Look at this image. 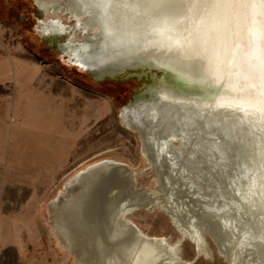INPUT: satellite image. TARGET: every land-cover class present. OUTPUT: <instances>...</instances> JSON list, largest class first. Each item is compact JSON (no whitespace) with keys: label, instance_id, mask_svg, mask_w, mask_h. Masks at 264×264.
I'll list each match as a JSON object with an SVG mask.
<instances>
[{"label":"bare ground","instance_id":"obj_1","mask_svg":"<svg viewBox=\"0 0 264 264\" xmlns=\"http://www.w3.org/2000/svg\"><path fill=\"white\" fill-rule=\"evenodd\" d=\"M31 1L39 34L73 65L93 79L142 80L120 121L140 134L156 188L139 187L138 173L112 159L70 177L49 211L76 264H192L179 241L130 219L139 209L165 213L200 254H209L205 231L227 264L264 260V0H223L175 26L135 0ZM177 163L184 181L164 190L160 175L171 179Z\"/></svg>","mask_w":264,"mask_h":264},{"label":"rangeland","instance_id":"obj_2","mask_svg":"<svg viewBox=\"0 0 264 264\" xmlns=\"http://www.w3.org/2000/svg\"><path fill=\"white\" fill-rule=\"evenodd\" d=\"M37 17L31 0H0V264H76L49 211L70 177L91 163L112 159L138 173L139 187L156 188L140 134L120 121L122 106L142 80L93 79L42 38ZM26 115L49 116L51 130H21L18 118ZM179 165L173 166L171 179L160 175L164 190L184 179ZM129 217L148 235L181 241L177 226L159 209H139ZM204 241L207 256L196 258V245L188 237L178 247L180 256L194 259L192 264H227L208 233Z\"/></svg>","mask_w":264,"mask_h":264},{"label":"snow or ice","instance_id":"obj_3","mask_svg":"<svg viewBox=\"0 0 264 264\" xmlns=\"http://www.w3.org/2000/svg\"><path fill=\"white\" fill-rule=\"evenodd\" d=\"M221 3L223 0H135L134 6L143 7L144 14L155 21L175 26L180 23V17L189 19V13L199 16L203 10L211 9Z\"/></svg>","mask_w":264,"mask_h":264},{"label":"crops","instance_id":"obj_4","mask_svg":"<svg viewBox=\"0 0 264 264\" xmlns=\"http://www.w3.org/2000/svg\"><path fill=\"white\" fill-rule=\"evenodd\" d=\"M18 123L23 125V128H20L21 130H51V119L49 116H20Z\"/></svg>","mask_w":264,"mask_h":264},{"label":"water","instance_id":"obj_5","mask_svg":"<svg viewBox=\"0 0 264 264\" xmlns=\"http://www.w3.org/2000/svg\"><path fill=\"white\" fill-rule=\"evenodd\" d=\"M109 76H112V75H109ZM137 78L139 79L140 77L139 76H137ZM95 79V78H94ZM95 80H98V79H95ZM101 80H103V78H101ZM129 103V102H128ZM219 120V121H218ZM228 123V121L226 120V119H223L222 117H219L218 119H217V121H216V126H218V127H220L221 129H225V128H228V127H226V124ZM223 128H222V127ZM223 129V130H224ZM227 130H229V129H227ZM142 140V139H141ZM231 153V152H230ZM148 160V159H147ZM231 163V162H230ZM203 233H208V232H203ZM212 238H213V240H214V242L218 245V243H217V241H216V238L214 237V235L213 234H210V232L208 233ZM185 239V236L183 235L182 236V238H181V241L178 243V245H177V249H179L178 247L180 246V244L182 243V241ZM247 243H249V245H250V247H252V245H254L256 242V240H257V238H255L254 236H251L250 238H248L247 237ZM221 245V244H220ZM249 245L247 244V246L246 247H249ZM221 248L223 249V247L221 246ZM226 253V252H225ZM222 254V253H221ZM200 255V253L198 252V251H196V258L198 257ZM223 255V254H222ZM224 256V255H223ZM226 259V258H225ZM251 264H264V260H261V261H259V262H254V263H251Z\"/></svg>","mask_w":264,"mask_h":264}]
</instances>
